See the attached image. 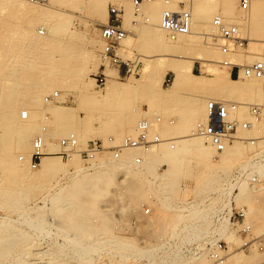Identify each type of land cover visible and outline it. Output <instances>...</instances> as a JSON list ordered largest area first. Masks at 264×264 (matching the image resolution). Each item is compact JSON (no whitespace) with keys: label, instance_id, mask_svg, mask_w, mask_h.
<instances>
[{"label":"rangeland","instance_id":"obj_1","mask_svg":"<svg viewBox=\"0 0 264 264\" xmlns=\"http://www.w3.org/2000/svg\"><path fill=\"white\" fill-rule=\"evenodd\" d=\"M127 1L132 2V0H109L107 5L108 10H110L112 4H115L121 8L124 14V3ZM227 1H230L233 5L232 14H227L223 11L225 2ZM200 2L215 7L216 10L213 9L210 22L215 14L220 13L222 16H226V20L234 23L236 18L240 19L242 17L241 19L243 20V26L247 25L248 28L245 29V26L243 30L241 29L242 35L247 38V44L245 48H240L232 54V59L234 61L239 57L248 56L253 50L257 49L261 50L262 55L264 56V0H250V6L248 9H243L241 7V0H194V6ZM164 4L166 3L164 2ZM81 5L85 7L83 10H79V6ZM57 6L58 9L55 10L54 15L50 18V20L52 23H66L67 28L66 30H63V34L50 38V40H44L45 38L43 36L48 32V24L45 26V22H47V20L48 22H51L49 19L40 21L33 20L29 23L28 21L31 19L29 20V18H26L22 14L18 13L19 11L15 8L16 4L14 0H0V46H8L13 44L19 45L24 43L27 37L23 32V28H27V26H29V28L32 30L34 29V32L32 33L35 34V37H37L36 35L40 33L38 32V28L44 29L45 33L38 34L40 36L39 40L41 39L40 42L42 41L45 43L46 41V44L41 45L43 47L40 48V54L31 53V55H34L31 61H34L41 66L39 67V70L42 71L43 67L44 71L49 70V73L46 76L39 75L36 77L32 73L28 72V70H23L19 71V75L17 73L14 75L16 82H14L13 86L18 92L17 96L20 97L21 92H24L26 96L24 101L19 102L17 105L16 117L18 120L23 119L20 117V111L25 108L24 104L34 101V98L38 94L41 97L39 101H37V108L41 111L43 110L44 115L49 114V118H47L46 121L44 118L42 119V116L35 117L34 121L38 125L39 129H45L46 131H51V129H54V126L50 123L52 120H54V117L49 110H45L48 109L46 107L50 106L51 104L54 106L61 105L62 107H65L64 109L70 110L72 122L68 129L69 132H75L78 139L82 143H86L88 140L95 138H101L105 142H108L110 136H113L116 141H120L125 135L133 134L136 132V124L142 117L146 107L149 108V113H153L156 110L165 116L166 119L158 126V130L166 127L168 134H170L169 132H171L172 128H177V130L180 131V133H178L177 130V132L173 131V133H171L172 135L170 134L168 136H173L174 133L176 135H180L184 132L191 134L196 133V127L198 123L205 120L203 108L207 99L212 97H221V94L226 95V93L223 91L222 93L219 91L221 89L220 87H217L219 86L217 83V86L214 87L216 84L213 79H209L211 80V83L207 82V84H201L202 87L197 86L195 83H193L195 86H192V80L189 81L188 84L187 82H184L183 84V82L180 81L173 85L175 74L171 69L170 64L179 63L186 57H193L195 60L193 70L197 74H202V69L205 67L208 69L210 68V70L213 72H218L220 71L219 69L224 71L227 69L229 70V67L222 64V60L225 57L224 54L220 49H216L214 45L217 40L215 38H211L215 36L212 35L211 37H207V35H204L207 34L204 33L205 29H201L204 31L202 32L201 36L198 35L194 38V41L196 38L197 41L193 42V45L181 50H176L173 53H167L160 47L155 48L154 45H152V43L148 40L145 33H143L146 28V21L143 15L146 14V12L145 9H142L141 14L138 17L132 16L130 21H124V26L129 29V32L126 36L127 38L123 40L124 48L121 50L123 59L138 60L137 72L134 74L126 73L124 70V65H122L120 68L121 72L119 73L118 67L108 66V78L112 77V74L114 73L118 74V89L107 98L102 96H98L96 98L90 97L89 94H87L90 90L87 87H84V85H86L90 79H93L94 83L91 85V87L89 86L91 90L93 89L97 92H100L101 94L103 93L102 91H105L106 89L107 82L105 84H97L95 76L101 71V69H93L91 60L94 58L99 59L100 67L104 63L102 57L100 56L102 51L100 28L103 26V24L108 22L109 11L106 14L104 8L97 9L91 4H85L84 0H77L74 1L73 4L64 3ZM172 6L177 8V0L173 1ZM256 6L263 8L258 11L260 13H255V15L252 14L251 11H254L255 9V11L259 10V8ZM244 16L247 17L245 18ZM135 19L139 20L137 24H134ZM249 32L254 40L253 42L248 39ZM68 53L73 56V58L69 61L70 65H72L71 67L74 69L72 68L69 70V72H65L60 62L62 59L61 56H66ZM2 55L3 53L0 49V61H9L5 57L3 58ZM86 57H88L87 62L84 61ZM146 66H148V68H146ZM16 69L17 68H15V70ZM32 69L37 68L33 67L29 70ZM10 70H12V68ZM3 72L4 70L0 68V77L4 76ZM204 74H206L207 77L211 76L209 72H205ZM33 76H35V78ZM130 77L135 78V80L137 79V81H134V85H131V87L129 84H127L130 83L127 81ZM234 78L241 79V82L244 84L242 91H245L242 95L239 94V96L234 92L232 94H235V96L230 94V97H236V101L241 100V102H264V98L262 101L259 99V94H264V81L262 79L253 78V80H255L253 81L252 79L249 80L248 77L242 76ZM246 78H248L251 84L248 80L247 83ZM4 83L5 82H3V79L0 78V86H2ZM246 87L248 88L245 89ZM55 92H58V96L54 98L52 103L48 104L45 101V96ZM171 93H173L174 96H171ZM237 93H240V91ZM184 94L189 95L188 99L191 97L189 99L190 102L193 99L191 103L185 98L186 96ZM241 96L243 97L241 98ZM181 97L185 98L188 102H186L185 99H181L185 100L183 103L180 100ZM232 98L230 100L234 99ZM238 98H240V100ZM175 99L178 103L175 101ZM109 109H117L118 114L116 111V114L113 112L115 115L110 114V112L114 110L110 111ZM188 110L190 112H187ZM238 115L253 121V118L246 106L240 108ZM169 118H174L175 122L170 123L168 121ZM39 119H41V121H39ZM83 126L87 128V132L83 131ZM255 126L259 129L264 128L260 124H255ZM127 128L129 131L131 130V133L127 132ZM39 129L38 131H35L31 137L29 145L30 150L32 148V143L35 136L40 134ZM166 129L162 130L165 131ZM253 129L254 128L247 129L246 131L241 130L240 134L245 138L253 136L258 137L257 141L262 140L263 137L261 138L260 135L264 133V129H261L260 131L255 129L258 133L260 132V134L257 132L253 133L255 132V130L252 131ZM166 135L167 133L164 136ZM61 136L64 135L60 133L58 137L55 136L52 140L57 144V140ZM236 142L239 144L241 143L244 146L243 147L241 145L243 148L242 153L245 154H241L239 158L235 159L234 161H230L231 163H226V165L225 162L222 164L221 160L219 159L222 152H216L214 148V153H211L210 159H213L212 161L215 160V162L209 161V167L204 165L205 163L207 164L208 161L196 158L198 156L195 155V153H189L185 156L186 158L183 160L178 174L176 173L177 171L172 173L169 172V175H167L168 172L166 174L164 173L163 178L167 177L168 179L163 180L164 182H155L153 176L151 175L152 173L146 167V165H144V162L142 167H131L125 163L124 166L120 165L121 167L113 171V180L111 182H108L106 177H99L95 180L90 178L91 181L89 182L91 184L84 187L90 188L92 191L96 190L99 192L98 194L94 193L93 195L92 193L90 195L88 192L85 193L86 190L90 189H85L84 187V193L81 192V194H75V196L66 195L67 191H65L63 194V201H59L54 206H52V203L49 201H47L49 203L45 205L42 201L44 200L43 197L45 194L47 195L49 191L54 192L53 190L56 189V182L58 183L57 186L61 187H64V185H71L72 182H74L73 173L63 175L59 180L55 178L56 176H53L51 179L46 180L23 181L21 185H16L10 188L19 190L23 199H26L27 195L33 199V204L31 203L33 206H31V213L33 212L34 215L37 214L39 218L36 215H30L34 218L36 224H38V221L39 223L42 221L41 224L45 227L42 228V225H37V229L42 232L40 233L42 238L40 234L37 235V233H39L38 231H34L33 229L31 230L27 227H23L22 229L17 226L20 229L14 227V231L19 230L20 232L21 229L28 231L31 234L33 240H36L34 241L33 247L45 249L46 252L49 251L47 254L53 255L54 257L56 256L53 262L46 261L45 264H124L125 262L123 263L121 259L124 256L130 257L129 261L126 262L127 264H152V262H149V258L147 257L148 253H142L143 256H139L141 254L137 250L155 245L161 246L160 253L158 251H154L156 254L152 252L151 254L153 256L159 254L158 257L162 254L161 257L163 258L162 261L158 262V264H179L180 262H177L178 258L175 257L174 253L178 247H175V243L170 245L171 242L173 243L175 241H173V237H175L176 240L179 239L176 241V245L180 246L184 241L187 240L186 238L191 237V232H194L195 229L198 230L197 232L200 234V231L204 232L210 227L206 234H214L215 230L213 228H217L219 224H216L218 223V218L216 213L213 212L212 214V211L214 210V207L222 208L224 206L223 203H227L229 201V196H227V194L222 195L217 191H220L222 187L224 188L226 185H229L230 181L234 182L235 179L238 178V184H243V180L245 185H251L253 183H251L249 180L250 173L255 171V165L251 162V156L254 154L256 155L257 151H260L261 148L258 146L251 147L248 144L250 141L243 139H237L233 143ZM248 145L251 148L248 147ZM245 147V151L248 150L246 152L244 151ZM124 152L125 150H123L122 154L123 159L127 160ZM22 154L23 153H20L21 156ZM104 154L113 158L112 153L109 151ZM135 154L140 153L137 152ZM51 155L58 156L63 161L69 160L67 158L63 159L58 154ZM134 156L135 155H133L132 159ZM76 161H78V163L83 167H91L93 164L92 162L89 164L86 163L79 156L76 157L75 162ZM250 162L251 164L249 165L248 163ZM68 166L70 167V171H73L71 168H73L75 165L72 163ZM211 166H213V169ZM30 167L36 170L39 166L33 167L30 165ZM166 167L168 166L159 165L157 170L158 172H165L164 169ZM142 169L145 172H142ZM92 170V173L100 172L92 168H90L88 171ZM203 171L206 173V176L204 177L207 181L203 179L204 177L202 176V178H197V175L199 176L198 173L203 174ZM241 171L243 174L245 172L246 174L249 173V175L244 174L240 176ZM171 174H176V177L171 176ZM208 175H210L211 178H208ZM169 177H172V179L170 178L169 180ZM148 179H152V182H149ZM169 181H173L172 185L175 184L174 186L176 188L172 186L171 189V184H166V182ZM1 182L3 181L0 180V184ZM26 182L30 184L24 185ZM161 183H164L163 187ZM261 184L264 185V177H260V181L253 183L252 185H255L257 188H259L260 186H263ZM168 185L169 187L167 188ZM237 188L238 185L233 188L231 194H233L234 190L236 189L237 191L235 190L233 195L234 199L238 201L239 199L236 197V192H239V188ZM98 189L101 190L98 191ZM215 191L217 192V195L215 194ZM204 196H207L205 200ZM209 196L216 197L207 201ZM258 197L260 201V203L258 201V204L261 205V201L264 202V190L262 194H259ZM215 198H217V201ZM240 203L242 205H246L242 202ZM42 204H44V206L40 207L39 205ZM263 204L264 203H262L261 206H263ZM145 207H150L151 212L145 214ZM246 207L248 209L247 205ZM206 210L211 211L207 213ZM246 220L250 222L247 218ZM226 221L227 228L234 232L235 235H238V238L241 239L237 228L229 223V219ZM102 222H107V227H103L101 225ZM263 223L262 227L255 226L251 223L252 230L255 234L264 235ZM45 229L47 231H44ZM39 236L40 238H38ZM223 239L225 240L230 252L231 249L232 251L234 250L233 248H235V250H243L248 254L258 251L254 248H241L243 243L240 245L238 244V246L236 245L237 243L235 241L226 240L227 236L226 239L224 237ZM165 243L168 246H166ZM15 244L16 250L18 252L24 249L25 245H22L21 242H16ZM182 247L183 250L189 252L187 247L192 249L193 246L190 243H185L182 245ZM177 251L178 250L175 252L177 253ZM85 252L89 253L88 255H93L92 258H94H91L89 261ZM258 252L264 255V252ZM132 253L133 255L135 253V255L133 256ZM151 254H148V256L151 257ZM186 256H189V254H186L185 258ZM134 257L138 258L135 259ZM210 261L212 263L211 258L209 262ZM182 263L184 264V262Z\"/></svg>","mask_w":264,"mask_h":264},{"label":"bare ground","instance_id":"obj_2","mask_svg":"<svg viewBox=\"0 0 264 264\" xmlns=\"http://www.w3.org/2000/svg\"><path fill=\"white\" fill-rule=\"evenodd\" d=\"M74 1H77V0H48L45 3H39V2L32 1V0H14V2L16 4L15 8L18 9V11H19L18 13L22 14L26 18H29V20L31 19L30 21H28L29 23L32 22L33 20H37V21L44 20V19L50 20V18L54 15L55 10L58 9L57 5H62L64 3L65 4L66 3H72L73 4ZM112 1H115V0H112ZM84 2H85V4H91L93 7L97 8V9L104 8V11L106 12V14L109 11L108 6H107L109 0H84ZM119 2H121V1H119ZM164 2H165V0H153L152 2L144 3L142 5V9H145V12H146V14H144L143 16H144V18H148V21H146V19H145L146 28L143 31V33H145L146 37L152 43V45H154L155 48L160 47L167 53H173L176 50H181L183 48H186V47L193 45L194 44L193 42L197 41V38L195 41H194V38L197 37L198 35L201 36L202 32L204 31V30L202 31L201 29H205L204 33H209L212 35L216 34V32H214L212 24L210 22V19L212 17V13H213V9H215V7L210 6L209 4H205V3L203 4L202 2H200L198 4H195V6L193 5L192 13H193L194 21H193L191 31L188 34H184V35L179 36V38H177V39H171L169 37L168 33L166 32V30H164L160 27L161 12L164 9V7L167 6V4H164ZM124 4H125V7H124L125 13L123 14V16H124L125 22L130 21L132 16L138 17L141 14V12L139 14H135L136 13L135 7L131 1H127ZM171 7L175 8L172 5H171ZM84 8L85 7L82 5L79 6V10H83ZM257 8H259V10H257V11H255L256 10L255 8H253V9H255L254 11L251 8V10L254 12L253 13L250 10L251 13L252 14H255V13L258 14V13H260L258 11H260L263 7L258 6ZM223 11L227 14L233 13V5L230 1L225 2ZM223 17L226 20V18H225L226 16H223ZM240 19L236 18L234 20L235 23L240 27V30L241 29L243 30V28L245 26H246L245 29L248 28L247 25L243 26V20L242 19L240 20ZM226 21H228V20H226ZM232 23H234V22H232ZM32 24H34V23H32ZM46 25L48 26V30H47L48 32L46 35L43 36L45 38L44 40H48V39L50 40V38H53V37H56L58 35L63 34V30H66V28H67V24L63 23V22L52 23V21L48 22V20H47V22H45V26ZM23 29H24L23 32H24L25 36L27 37L25 39L24 43L17 45V44H13L10 41L13 45H8V46L7 45H1L0 46V49L3 53L2 57L3 58L5 57L9 60V61H2V60L0 61V68H2L4 70V72H3L4 76H1L0 78L3 79V82H5L2 86H0V180L3 181L0 184V264H45L46 261L53 262L55 260V257H56V256L54 257L53 255L47 254V252H49V251L46 252L45 249L33 247L34 241H36V240H33V238L31 237V234L28 231L22 230V229H23V227L30 228L31 230L33 229L34 231L39 232V233H37V235H38L42 232H40L37 229L38 228L37 225L38 224L42 225L41 224L42 221L40 223H39V221L38 222L36 221L38 223V224H36L34 221V218L32 217L35 215L37 216V214L34 215L33 212L31 213V206H32L31 203H32L33 199L30 198V196H28V195L26 196V199H23L21 197L19 190H15V189L10 188V187H13L16 185H21L23 181L46 180V179H51L53 176H56L55 178L57 180H59L63 175L73 173V175H74L73 181L74 182H72L71 185L69 184L68 186L64 185V187H61V186H57L58 183L56 182L55 183L56 189L53 190L54 192L49 191L47 194L48 197L46 194L43 197L44 200H42V201L45 205L50 202V203H52V206H54L59 201H63V199H64L63 194L65 191H67L66 195H71V196L72 195L75 196V194H81V192L84 193L83 187L91 184L89 182V181H91L90 178L92 180H95L99 177H106V179H108V182H111L113 180V171H115V169H118L122 165L124 166L125 163L131 167H136V166L142 167L143 162H144V165H146V167L152 173L151 175L153 176L154 181L155 182L156 181L164 182L163 180L168 179L167 177L163 178L164 173L166 174L168 172L167 175H169V172L172 173V172L177 171L176 173L178 174V171L181 168L182 162L186 158L185 156L187 154L195 153V155L198 156L196 158L208 161L207 164L206 163L204 164L205 166L206 165L208 166L210 164L209 161L213 160V159H210L211 158L210 155H211V153H214L213 152L214 147L209 142H207L203 137L199 136L197 133L187 134L188 132L181 131L184 133H181L180 135H176L174 133L173 136H168L171 133H173V131H176L177 128L176 129L172 128L171 132H169L170 134H168V130L166 129V127H164V128H161V130H159V131L166 140L162 141L157 146L153 147L151 150H148V151H144V150H141L139 148L125 149L124 155L127 158V160L123 159V155L120 158H115L112 155L114 158L113 159L109 155L106 156L104 153H107L108 151H105L103 154L99 155L96 159L91 160V162L93 163L91 165V167L85 166L86 167L85 168L81 164H79L78 161L75 162L76 157H78L79 155H74L73 157L68 158L69 159L68 161H63L60 157L55 156V155H51L48 153V154L42 155V157L40 158L38 165H37V166H39L38 169H36V170L32 169L30 167V165L33 166L32 162H31L32 154H33V143H32L31 150L29 148L30 147L29 145H30L31 137L33 136L35 131H38V129H39V127L35 123L34 119L36 116H42V119L44 118L46 121L47 118H49V114L44 115V113H43L44 111L43 110L41 111L37 108V101H39V99L41 97L40 95L37 94L36 97L34 98L35 102L32 101L30 103L29 102L25 103L24 104L25 108L20 111V117H22V111L27 110L28 117L25 119L22 117L24 120L23 119L18 120V118L16 117V111H17L16 108H17V105L19 104V102L24 101L26 96H25L24 92H21L20 97L17 96L18 92H17V90H15V88L13 86L14 82H16L14 75H15V73H17L19 75V71L28 70V72L32 73L36 77H38L39 75L46 76L49 73V70L44 71V68L42 67V71H41V70H39V67H41V66L38 63L31 61L32 57H34V55H31V53L32 54L33 53L34 54H40L41 53L40 48L43 47L41 45L46 44V41H45V43L42 41H41L42 43L40 42L41 39L39 40L40 36L38 35L40 33H44V29L38 28V32H40V33H38L36 35L37 37H35V34L32 33V32H34L33 31L34 29L32 30L31 28H29V26H27V28L25 27ZM249 31H250V28H249ZM251 31H252V29H251ZM69 34H71V33H69ZM204 35H206V34H204ZM212 35H209V37H211ZM126 38L127 37H125L124 39H126ZM188 38H190V39H188ZM211 38H215L217 40V42L214 45H215L216 49H220L219 45H218L219 39L216 36L211 37ZM248 39L251 40L252 42L254 41L253 38L251 37L250 32L248 34ZM27 40H30V41H27ZM100 40L102 41V49H103L104 42H103L101 36H100ZM100 56H101V54H100ZM61 58L62 59H61L60 64L63 67V70L65 72L66 71L69 72V70L73 68V67H71L72 65H70V61H69L73 58V56L68 53V55L61 56ZM255 59H263L264 60V56L262 55L261 50H258V49L253 50L251 54H249L248 56H245V57H239L235 60V62H237L239 64H248V63L254 61ZM84 61L87 62L88 57H86L84 59ZM194 61L195 60L193 59V57H186L179 63H173V64L171 63L170 64V67L175 74V79L173 81V85H175L176 83H178L180 81L183 82V84H184V82L185 83L187 82V84H188V82L192 80L193 81L192 86H195L193 84V83H195L197 86L200 87L201 84L204 85L205 83L207 84V82L211 83V80H209V79H213L215 84L217 83L219 85V86H217V84H216L214 87H216V86L220 87L221 90H219V91H221V93H222V91L224 93H226V95L221 94V97L219 96V98H224V99H231L233 96H235V94L238 96H239V94L242 95L243 92L245 91V90L242 91V89L244 88V84L241 82V79L240 78L236 79V78L231 76V69L230 68H229V70L227 69L225 71L219 69L220 71L217 70L218 72H213L212 70H210V68L208 69L205 67L202 69V74H197L193 70ZM91 65H92L93 69H95V70L100 68L99 59H96V58L92 59ZM33 67L34 68L36 67L37 69L29 70ZM11 68H12V70H10ZM15 68H17V69L15 70ZM146 68H148V66H146ZM107 72H108V70H107ZM203 72L204 73L209 72V74L211 76L207 77V75L204 74ZM35 76H33V77L35 78ZM132 78L130 77L129 80H127L130 82V83H127L130 85V87H131V85H134V81H137V79L135 80V78H133V79ZM117 79H118V74L117 73L112 74V77L108 78L105 91H102L103 93H101V94H100V92H97L93 89L91 90L89 88V86L91 87V85L94 84L93 79H90V81L86 84L87 86L84 85V87H87L90 90V91H88L87 94H89V96L92 98H96L98 96H102L104 98H107V97H110L118 89L119 85H118L117 81L119 82V80H117ZM250 79L253 80V78H249V80ZM247 80H248V78H246V81ZM248 81H247V83H248ZM253 81H255V80H253ZM212 83H213V81H212ZM198 84H200V85H198ZM250 84H251V82H250ZM250 87H252V86H250ZM247 88L248 87H246L245 89H247ZM238 91H240V93H237ZM217 92H218V90H217ZM234 92H235V94L233 95L232 93H234ZM230 94H232L233 96L231 95L232 97H230L229 96ZM217 95H218V93H217ZM222 95H223V97H222ZM259 95H260L259 99L262 101V99L264 98V94L262 93ZM171 96H174L173 93H171ZM182 96H183V94H182ZM185 96L184 97L186 99H188L189 95H185ZM242 97L243 96H241V98ZM185 98L181 97L180 100L185 99ZM233 98L235 99L236 97H233ZM189 99H188V101L190 102ZM238 99L240 100V98H238ZM185 100H181V101L183 102ZM192 100H191V102H192ZM175 101L177 102L176 99H175ZM178 101H179V99H178ZM188 101L186 100V102H188ZM177 103H176V105H177ZM187 104H189V103H187ZM51 105L47 106L46 108H48V109H46L45 111L49 110L50 113L53 115L54 120H52V122H50V123L54 126V129H51V131H46L45 129H44L45 130L44 131L42 129H39L40 134H42L45 138V147L44 148L48 152H53V151L58 150V148H59L58 145L52 139L55 136L58 137L60 135V133L63 135H67L68 133H70L68 129H69V126L71 125V122H72L70 110L67 109L68 110L67 111L66 109H64L65 107H62L61 105L60 106L59 105L54 106L53 104H51ZM111 110H114V111H111ZM111 110H110L111 112L110 111H108V112H110V114L115 115L116 113L118 114L119 108H118V110L117 109L116 110L111 109ZM135 110H136V108H135ZM186 110H187V108H186ZM115 111H116V113H115ZM203 111H204L203 115L205 116L204 118H206V104L203 108ZM187 112H190V111L188 110ZM106 115H107V113H106ZM188 117H190V116H188ZM200 119H202V118H200ZM250 119H251V117H250ZM39 121H41V119H39ZM43 122H44V120H43ZM253 124H254V126H252V128H254V129L252 131H254L255 129L260 131L262 128L259 129L258 127L255 126V124L256 125L260 124L264 127V119L261 121H254L253 120ZM262 126H260V127H262ZM129 128H131V127H129ZM132 129H133V127H132ZM162 129H166V130L163 131ZM173 129H175V130H173ZM169 130H170V128H169ZM83 131L87 132V128L85 126H83ZM130 131L127 128V132L129 133ZM165 132L167 133L166 136H164L166 134ZM256 132L257 131L255 130V132H253V133H256ZM134 133L136 134L137 130ZM178 133H180V131H178ZM249 134H251V133H249ZM258 134H260V132ZM263 134L260 135L261 138L263 137L262 140H259L254 144L251 142L248 143L251 147L258 146L259 148H261L260 151H257L256 155L254 154L255 156L254 155L251 156L253 159L250 157L251 162L256 166V168L254 166V170L256 171V173L261 178L264 177V135ZM251 137H253V136H251ZM259 139H260V137H259ZM241 145L242 144L241 143L239 144L238 142L233 143V144H229L226 147V149L223 150L222 153L220 154L219 159L221 160L222 164H224L223 162H225V165H226V163H231L230 161H234L235 159L239 158V156H241V154H245V153H242V151H243L242 146L243 145L242 146ZM249 145H248V147H250ZM246 147L244 148V151H245ZM246 151H248V150H246ZM137 152L142 154L144 156V159H145L140 164L135 163L134 158L132 159L133 155H136L135 153H137ZM20 153H23L22 156L20 155ZM195 155H193V156H195ZM193 156H192V158H193ZM212 162H215V160ZM216 162H218V161H216ZM251 162L248 164L250 165ZM72 163L75 166L73 168H71L73 171H70V167L68 165L72 164ZM219 164H221V163H219ZM159 165H167L168 167H166L164 169L165 172H158L157 167H159ZM212 167L213 166H211V168ZM90 168L98 170L100 172L97 171L98 173H92L93 170L88 171ZM142 172H145V171H143V169H142ZM205 172H206V170H205ZM198 174H199V176L197 175V178L198 177L200 178L201 176L202 177L206 176V173H204V171H203V174H201V173H198ZM244 174H246V173L244 172ZM244 174L242 173V171L240 172V176H242ZM246 175H249V173ZM171 176L176 177V174L175 175L171 174ZM209 177H210V175H208V178ZM170 178L172 179V177H169V180H170ZM203 179H205V177ZM151 180H149V182ZM238 180H239V178L235 179L234 182L230 181L229 185H226L224 188L222 187V189L220 191H217L222 195L227 194V196H229V198H228L229 201L227 203L224 201L225 202V203H223L224 208L223 207L222 208H215L214 207V210L212 211V214H213V212L216 213V216L218 218V220H217L218 223H216V224H219L217 226V228L216 227L213 228L215 230L214 234H211V235L206 234L207 230L210 227L204 232L200 231L201 235L199 234V232H197L198 230L195 229L194 232H191V234H192L191 237L186 238L187 240L184 239L186 241H184L180 246L176 245L177 244L176 241H178L179 239L176 240L175 237H173L174 239L172 238L173 241L174 240L175 241L173 243L171 242L170 245L175 243V247H178L176 249V250H178L177 253L175 252L176 250L175 251L173 250V251L175 253V257L178 258L177 262H180L179 264H183L182 262H184V264H261V262L264 259L263 254L259 253L258 251H254V253L248 254V253H245L243 250H235V248H233L234 249L233 251H232V249H231V252L229 251V255L227 256V258L225 260L214 262L211 259L212 263H211V261L209 262V260L211 258L209 255V244L214 243L217 238L224 237L226 239V236H227L226 240L235 241L237 243L236 245H238V244L240 245L241 243H243V238L240 235L239 236L241 237V239L238 238V235H235L234 232H232L231 230H229L227 228V226H226L227 221L226 220L229 219L228 215H225V216H219L218 215L221 210L225 209L226 207H228L230 205L231 199H234L233 194H234L236 189L234 190L233 194H231V193L233 191V188L236 187V185H238V188H239V192H236L237 193L236 197L240 201L239 200L237 201L235 199L234 200L237 201L236 203H238V204H241L240 202H242L248 206L246 218L253 225L261 226V227L263 226L262 223L264 222L263 221L264 220V204H263V206H261V205L264 202L261 201V205H259L258 204V201H259L258 196L260 193L262 194V192L264 190V185L261 184L263 186H260V187L258 186L259 188H257L255 186L256 184L252 185L253 184L252 182H251L252 183L251 185H247V184L245 185L244 180H243V184H238V182H237ZM249 180H250V177H249ZM172 182L173 181L166 182V184H168V183L171 184V186H170L171 189H172V186L175 187L174 186L175 184L172 185ZM209 182H207V183H209ZM27 184H30V183L26 182L24 185H27ZM161 184L163 187L164 183H161ZM169 185L167 186V188L169 187ZM84 188L90 189V188H86V187H84ZM175 188H173V189H175ZM90 190H86L85 193L88 192L90 195L92 193H93V195H94V193H97V194L99 193L94 189H93L94 191L91 190L92 192ZM100 190L101 189H98V191H100ZM217 192L215 193L216 195H217ZM218 196H220V195H218ZM206 197L204 196V200ZM214 197H216V196H214ZM214 197L209 196L207 201L211 200ZM217 198H215V200ZM47 201H49V202H47ZM259 203H260V201H259ZM44 204L39 205V206L42 207V206H44ZM178 207H179V205H178ZM197 208H199V207H197ZM32 209H34V208H32ZM216 209H219V210H216ZM38 210H40V209H38ZM209 211H211V210H209ZM209 211L206 210L207 213ZM30 214H32V216ZM37 217H35V218H37ZM49 221H50V219H49ZM229 223H230V221H229ZM101 225L103 227H107L108 224H107V222H102ZM17 226L22 228L20 232H19V230H17L18 232L16 230H15L16 232L14 231V227H17ZM19 227H17V229H20ZM43 227H45V226L42 225V228ZM40 229H41V227H40ZM44 231H47V230L45 229ZM40 236H41V234H40ZM40 236L38 238H40ZM41 238H42V236H41ZM16 242H18V243L21 242L22 245L23 244L25 245L24 249L22 248L23 249L22 251L19 250L20 252H18L16 250V247H15ZM168 243H169V241H168ZM185 243H190L193 246L192 249L190 248L191 246L187 247V250L189 252L183 250L182 245ZM165 244H164V246H165ZM164 246H162V247H164ZM166 246H168V245L166 244ZM160 249H161V246L155 245V246H151L148 248H142V249H139V250L136 249V250L141 254V255L138 254L139 256H143V254H146V253L151 254V252L154 253V251H156V252L158 251L160 253ZM47 250H48V248H47ZM63 253H65V252H63ZM85 254L88 257V260L90 261V259L92 258L93 255H88L89 253H86V252H85ZM148 254H147V257L149 258V262H152V264H158V262L162 261V259H163L161 257L162 254L159 257H158L159 254L154 255V256L151 254L152 255V256L150 255L151 257H149ZM154 254H156V253H154ZM186 254H189V256H186V258H185ZM132 255H133V253H132ZM134 255H135V253H134ZM129 258L130 257L124 256L121 259H122L123 263L124 262L126 263L129 261ZM136 258H138V257H136ZM72 259H73V257H72ZM121 259H119V260H121ZM49 264H52V263H49Z\"/></svg>","mask_w":264,"mask_h":264},{"label":"built area","instance_id":"obj_3","mask_svg":"<svg viewBox=\"0 0 264 264\" xmlns=\"http://www.w3.org/2000/svg\"><path fill=\"white\" fill-rule=\"evenodd\" d=\"M39 3H45L48 0H32ZM153 0H132L136 14L142 11L144 3ZM174 0H165L166 7L161 12L160 27L168 33L171 39H177L179 36L188 34L193 25V5L194 0H177V8H172ZM250 0H241V7L248 9ZM148 21V18H145ZM139 22L134 20V24ZM214 32L218 40L221 52L224 54L222 64L231 69V75L234 77L259 78L264 81V60L255 59L248 64H239L232 59V53L240 48H245L247 38L242 35L240 27L236 23L228 22L224 17L217 13L211 21ZM129 29L124 26V17L121 8L112 4L109 10L108 22L100 28V36L104 42L101 51V57L104 61L100 67L101 71L95 76L97 84H105L109 73L108 66H116L121 72V66L124 65L126 73L134 74L137 72L138 60L123 59L121 50L124 48L123 40L127 36ZM207 37L209 34H206ZM58 93L48 94L45 101L50 104ZM246 106L254 121L264 119V102H241L236 100L224 99L219 97L208 98L206 101V118L198 123L196 133L209 142L217 152H222L226 147L237 139H243L256 143L258 137L245 138L241 136V130L251 129L253 121L240 117L238 111ZM22 117L27 118V110L22 111ZM165 116L154 111L149 113V108L144 109L142 117L136 124V134L125 135L120 141H116L110 136L108 142L101 138L88 140L86 143L80 142L75 132L61 136L57 140L58 150L53 152L46 151L45 138L42 134L35 136L33 140V154L31 162L34 167L42 155L58 154L63 159L79 155L83 161L90 163L105 151H110L115 158L122 156L123 150L130 148H139L144 151L151 150L162 141L166 140L157 129L165 121ZM170 123L175 122L174 118H169ZM135 163H142L144 156L136 154ZM250 180L253 183L259 182L260 177L254 171L250 173ZM151 212L150 207L144 208V213ZM219 216L228 215L230 223L237 228L238 234L243 238L241 248H255L264 252V235H257L252 230V224L246 220L247 207L236 204L234 199L228 207L221 210ZM217 235V234H216ZM209 255L214 262L223 261L229 255V249L223 237H219L214 243L209 244ZM264 264V260L261 262Z\"/></svg>","mask_w":264,"mask_h":264},{"label":"crops","instance_id":"obj_4","mask_svg":"<svg viewBox=\"0 0 264 264\" xmlns=\"http://www.w3.org/2000/svg\"><path fill=\"white\" fill-rule=\"evenodd\" d=\"M232 76V75H231Z\"/></svg>","mask_w":264,"mask_h":264}]
</instances>
